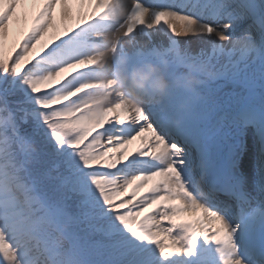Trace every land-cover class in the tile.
<instances>
[{"label": "snow or ice", "instance_id": "obj_1", "mask_svg": "<svg viewBox=\"0 0 264 264\" xmlns=\"http://www.w3.org/2000/svg\"><path fill=\"white\" fill-rule=\"evenodd\" d=\"M0 264H264V0H0Z\"/></svg>", "mask_w": 264, "mask_h": 264}, {"label": "bare ground", "instance_id": "obj_2", "mask_svg": "<svg viewBox=\"0 0 264 264\" xmlns=\"http://www.w3.org/2000/svg\"><path fill=\"white\" fill-rule=\"evenodd\" d=\"M131 82V80H129V83ZM128 83V84H129ZM149 85H148V82L147 81H145L142 85L139 83V82H137L136 83V86H135V89L136 88H138V87H148Z\"/></svg>", "mask_w": 264, "mask_h": 264}]
</instances>
